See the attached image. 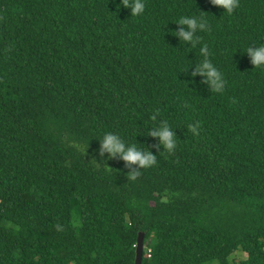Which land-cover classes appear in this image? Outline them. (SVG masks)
Segmentation results:
<instances>
[{
  "label": "trees",
  "instance_id": "16d2710c",
  "mask_svg": "<svg viewBox=\"0 0 264 264\" xmlns=\"http://www.w3.org/2000/svg\"><path fill=\"white\" fill-rule=\"evenodd\" d=\"M143 2L0 0V264H133L138 232L140 264H264V68L245 53L264 0ZM191 16L196 48L172 35ZM203 45L223 93L191 76ZM161 120L172 155L146 135ZM106 133L156 165L128 181L98 155Z\"/></svg>",
  "mask_w": 264,
  "mask_h": 264
},
{
  "label": "clouds",
  "instance_id": "9594fccd",
  "mask_svg": "<svg viewBox=\"0 0 264 264\" xmlns=\"http://www.w3.org/2000/svg\"><path fill=\"white\" fill-rule=\"evenodd\" d=\"M209 3L214 7L223 9L224 13L228 15H231L239 7V0H209ZM120 5L130 10L131 17H138L145 10L143 0H120ZM175 24L179 28L172 35L178 37L180 42L189 45L191 48H196L197 45L201 44V38L197 33L207 31L209 28L208 22L205 19H198L195 16L181 17ZM199 51L202 59L199 63L195 64L191 76L202 77L201 83L206 85L210 92L223 93L226 81L222 73L209 59L211 53L208 46H201ZM245 53L249 57L253 69L264 68V44L258 47H248ZM184 107H188V105L185 104ZM159 116L160 111L157 109L150 116V119L156 122ZM200 127L199 122L190 123L187 126V131L193 136H198ZM146 135L158 141V143L151 145V147L155 148L159 154L161 153V148L168 155L174 154L177 148V138L167 120H161ZM105 154H107L109 160L117 159L124 162V167L128 169L126 174L128 181L137 180L142 174L141 170L153 167L157 163V156L152 154L150 150L144 147L138 148L136 144L126 145L118 135L112 133H106L99 140L98 155L104 157ZM109 170L111 171V169ZM55 230L59 232L63 231V228L60 224H57L55 225Z\"/></svg>",
  "mask_w": 264,
  "mask_h": 264
},
{
  "label": "water",
  "instance_id": "95a60500",
  "mask_svg": "<svg viewBox=\"0 0 264 264\" xmlns=\"http://www.w3.org/2000/svg\"><path fill=\"white\" fill-rule=\"evenodd\" d=\"M142 239L143 233L138 232L135 238L133 264H140L141 262V255L144 249L142 245Z\"/></svg>",
  "mask_w": 264,
  "mask_h": 264
},
{
  "label": "rangeland",
  "instance_id": "374dc122",
  "mask_svg": "<svg viewBox=\"0 0 264 264\" xmlns=\"http://www.w3.org/2000/svg\"><path fill=\"white\" fill-rule=\"evenodd\" d=\"M242 256V255H241ZM240 255L238 257H241Z\"/></svg>",
  "mask_w": 264,
  "mask_h": 264
}]
</instances>
